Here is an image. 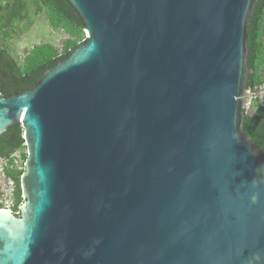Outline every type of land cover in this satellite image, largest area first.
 Listing matches in <instances>:
<instances>
[{"label": "water", "instance_id": "1", "mask_svg": "<svg viewBox=\"0 0 264 264\" xmlns=\"http://www.w3.org/2000/svg\"><path fill=\"white\" fill-rule=\"evenodd\" d=\"M86 37L28 90L0 264H264V151L244 131L258 0H66Z\"/></svg>", "mask_w": 264, "mask_h": 264}, {"label": "trees", "instance_id": "2", "mask_svg": "<svg viewBox=\"0 0 264 264\" xmlns=\"http://www.w3.org/2000/svg\"><path fill=\"white\" fill-rule=\"evenodd\" d=\"M31 3H36L40 11L45 9L50 25L54 29H62L67 33L63 47L59 48L49 42L34 44L25 50L22 59L13 56L2 40L11 36L14 23L27 16ZM0 94L30 89L41 75L58 61L66 59L71 50L86 37L82 22L66 0H3L0 1ZM249 66L247 86L254 89L264 80V0H258L251 16L249 28ZM244 131L264 151V109L253 105L251 111L245 110ZM27 148L24 139V129L21 125L11 126L0 136V157L8 161L6 174L17 181L16 203L13 211L20 213V204L24 201L21 189V175L25 171L15 167L13 154ZM25 160L27 153L24 154ZM0 208H7L0 199Z\"/></svg>", "mask_w": 264, "mask_h": 264}, {"label": "rangeland", "instance_id": "3", "mask_svg": "<svg viewBox=\"0 0 264 264\" xmlns=\"http://www.w3.org/2000/svg\"><path fill=\"white\" fill-rule=\"evenodd\" d=\"M67 36V33L62 29H54L50 25L45 9L40 11L36 3H31L27 16L18 19L14 23L11 36L2 40V43L7 46L15 58L22 59L25 55V50L36 43L49 42L62 48ZM249 110L251 111V109ZM25 153H27V148L24 147L13 154L15 156V167L19 170L25 167ZM7 163L6 159L0 157V186L2 185L3 187V191L0 192V199H2L7 208L13 211L18 184L16 180L6 174L5 167Z\"/></svg>", "mask_w": 264, "mask_h": 264}, {"label": "built area", "instance_id": "4", "mask_svg": "<svg viewBox=\"0 0 264 264\" xmlns=\"http://www.w3.org/2000/svg\"><path fill=\"white\" fill-rule=\"evenodd\" d=\"M264 73V64H263ZM250 105L248 109H251L253 105H257L264 109V80L259 83L254 89H250L249 93Z\"/></svg>", "mask_w": 264, "mask_h": 264}, {"label": "flooded vegetation", "instance_id": "5", "mask_svg": "<svg viewBox=\"0 0 264 264\" xmlns=\"http://www.w3.org/2000/svg\"><path fill=\"white\" fill-rule=\"evenodd\" d=\"M3 191V187H2V185L0 186V192H2ZM2 200V199H1Z\"/></svg>", "mask_w": 264, "mask_h": 264}]
</instances>
